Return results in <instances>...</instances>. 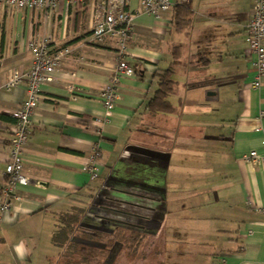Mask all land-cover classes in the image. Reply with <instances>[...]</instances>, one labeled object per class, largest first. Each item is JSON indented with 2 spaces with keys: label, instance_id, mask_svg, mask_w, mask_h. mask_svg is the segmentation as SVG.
Masks as SVG:
<instances>
[{
  "label": "crops",
  "instance_id": "obj_1",
  "mask_svg": "<svg viewBox=\"0 0 264 264\" xmlns=\"http://www.w3.org/2000/svg\"><path fill=\"white\" fill-rule=\"evenodd\" d=\"M99 1L0 5V203L13 112L27 96L25 81L5 83L31 64L36 30L70 49L31 115L23 165L32 181L0 211V264H54L53 232L76 211L79 230L110 235L103 264H264V160L243 158L262 154L264 140V75L254 88L248 61L250 0H172L188 11L178 18L174 6L157 17L137 12L126 57L136 74L120 80L105 123L100 91L117 49L113 39H89ZM95 153L91 180L83 167Z\"/></svg>",
  "mask_w": 264,
  "mask_h": 264
},
{
  "label": "built area",
  "instance_id": "obj_2",
  "mask_svg": "<svg viewBox=\"0 0 264 264\" xmlns=\"http://www.w3.org/2000/svg\"><path fill=\"white\" fill-rule=\"evenodd\" d=\"M67 1L71 3L72 0ZM76 1L78 4L82 2ZM128 1L100 0L94 5L90 16L89 39L95 42H102L106 38L113 39L117 49V63L100 91L104 111L101 117L102 123L108 122L113 113L122 77L136 74L135 68L126 57L128 44L134 35L133 25L137 12L143 11L157 17L160 12L169 11L174 6L172 0H139L137 9L131 10L128 8ZM250 2V16L246 24L248 61L255 73L252 86L259 88L264 75V0H250ZM56 3L57 0H0V5L18 10L53 9ZM27 48L32 55L31 64L25 70L12 71L5 83L6 88H11L25 81L27 96L13 112L14 125L9 138V158L4 168L5 181L0 203L1 212L11 209L12 197L19 198L15 195V188L32 181L23 165V149L30 136L31 115L41 97V85L53 81L54 72L59 69L63 59L70 52L67 45L57 44L52 37L41 34L39 30L34 32L27 43ZM69 90L74 92L75 89L70 86ZM260 116H264V111H261ZM257 130L262 132L264 138V127H259ZM96 156L97 153L83 167L91 180L99 177L101 165ZM243 158L252 164L264 160V140L262 154L251 150ZM258 210L264 211V209ZM217 264H225V259L221 258Z\"/></svg>",
  "mask_w": 264,
  "mask_h": 264
},
{
  "label": "trees",
  "instance_id": "obj_3",
  "mask_svg": "<svg viewBox=\"0 0 264 264\" xmlns=\"http://www.w3.org/2000/svg\"><path fill=\"white\" fill-rule=\"evenodd\" d=\"M81 5L86 6L89 0H81ZM175 17H181V14H187L188 11L183 6L176 4L174 6ZM1 48V45H0ZM168 80V79H166ZM166 81L162 78V83ZM165 90L159 91L156 98L160 99ZM83 212L76 211L70 215H62L59 227L53 232L52 242L58 248L57 260H64L61 264H103L108 255V247L111 246L110 235H103L97 231L85 232L79 230V223ZM79 237L86 239L87 243L76 239ZM99 241L103 247L95 246Z\"/></svg>",
  "mask_w": 264,
  "mask_h": 264
},
{
  "label": "rangeland",
  "instance_id": "obj_4",
  "mask_svg": "<svg viewBox=\"0 0 264 264\" xmlns=\"http://www.w3.org/2000/svg\"><path fill=\"white\" fill-rule=\"evenodd\" d=\"M95 199V198H94ZM96 200V199H95ZM95 203V202H94ZM90 209H92L93 210V212L95 213V210H96V208H95V204H92L91 205V207H90ZM89 223V222H88ZM86 225H87V222L85 223ZM91 224H94V223H91ZM89 228H90V230H92V228H94V225H87ZM110 229V228H109ZM92 231H95V230H92ZM62 262H64V260H58L57 261V263L56 264H61ZM107 264V263H106Z\"/></svg>",
  "mask_w": 264,
  "mask_h": 264
}]
</instances>
